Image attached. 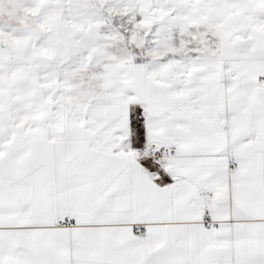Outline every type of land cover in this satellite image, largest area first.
<instances>
[{
    "label": "snow or ice",
    "instance_id": "snow-or-ice-1",
    "mask_svg": "<svg viewBox=\"0 0 264 264\" xmlns=\"http://www.w3.org/2000/svg\"><path fill=\"white\" fill-rule=\"evenodd\" d=\"M0 264H264V0H0Z\"/></svg>",
    "mask_w": 264,
    "mask_h": 264
}]
</instances>
